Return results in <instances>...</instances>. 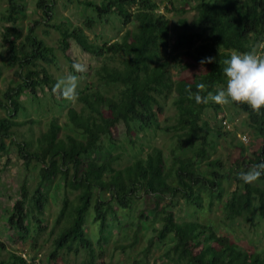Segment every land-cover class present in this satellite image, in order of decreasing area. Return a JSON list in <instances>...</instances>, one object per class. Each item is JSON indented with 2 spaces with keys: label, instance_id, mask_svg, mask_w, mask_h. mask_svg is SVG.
<instances>
[{
  "label": "trees",
  "instance_id": "16d2710c",
  "mask_svg": "<svg viewBox=\"0 0 264 264\" xmlns=\"http://www.w3.org/2000/svg\"><path fill=\"white\" fill-rule=\"evenodd\" d=\"M40 1V6L50 17L52 5ZM86 4L94 8L99 17L115 14L130 28L120 40L98 46L92 42L84 26L73 29L57 26L62 35V50L68 57L71 39H74L86 52L120 59L119 65L106 62L97 71L103 85L117 86L119 91L109 95L96 87L79 95L83 109L71 108L69 117L71 123L83 132V139L73 135L61 137L63 127L53 120L38 140L37 150L29 151L27 142L19 146L25 163L29 165L35 160L41 164V180L33 196L29 195L24 184L22 197L16 202L9 218L10 227L24 240L31 232L30 215L33 214L37 223L42 222L39 215L46 209L48 199L44 186L61 176L65 180V188L79 191V194L74 201L68 197L64 199L56 219L60 231L55 237L51 258L62 251L77 254L82 249L94 256V240L86 228L90 209H94L95 222L99 223L100 233L103 234L109 227L110 217H116L118 206L131 209L133 200L144 198L145 208L140 217L152 211L163 223L150 240L147 254L156 241L170 236L175 244L165 255L173 264H264V250L242 248L229 236L219 234L211 223L179 221L171 202H161L164 197L171 200L179 197L189 204L197 203L201 199L198 192L201 186L211 197L215 194L222 196L226 175L220 172L221 161H211L209 165L212 169L208 174H198L193 170L199 159L207 157L208 147L213 144L206 130L209 125L206 110L218 106L210 101L197 104L189 98V92L193 95L199 92L202 97L215 93L226 83L223 61L234 52L255 51L257 44L264 39V0H198L196 6L180 10L186 13L194 9L198 15L191 23L182 20L184 30L173 44L170 43V19L161 12L156 0H102L101 3ZM22 10L19 0H9L7 14L3 16L7 25L2 35L10 51V65L18 69L17 74L23 78V83L9 87L4 97L0 92V108L8 113L0 119V156L6 150L4 139L13 134L11 129L28 123L15 120L22 107L19 97L23 91L27 88L36 92L39 87L50 86L52 82L48 70L39 66L41 61L53 62L54 48L38 37L35 26L39 21L34 22L26 38L20 40L21 32L16 21ZM94 22V18L90 17L85 25L89 28ZM165 52L169 56L176 53L187 56L199 67V72L193 78L186 77L175 82L170 75V59L165 58ZM209 57L213 58L211 62L201 63ZM70 63L72 67L74 62L71 60ZM2 78L0 59V83ZM200 83L205 85L204 89H197ZM171 91L176 93V127L184 136L179 150H184L186 145L194 147L200 143L192 157L183 158L174 152L168 165L164 150L155 148L147 157L121 169L114 166L118 156L102 160L85 159L101 147L103 136L112 135L122 122L130 132L135 121L146 127L153 126L159 114L164 112L161 97ZM234 105L248 114L250 128L261 139L254 157L243 159L242 164L239 161V166L245 168L241 171H247L264 162V107L257 112L244 103ZM235 179L236 189L230 193L224 207L226 217L232 221L243 218L246 222H252L256 216L264 219V187L246 184L238 175ZM259 179L264 181V175ZM101 192H107L110 199L103 201L99 196ZM31 197L33 204L29 202ZM40 226L37 225V230H42ZM0 264L36 263L12 252L9 259L0 258Z\"/></svg>",
  "mask_w": 264,
  "mask_h": 264
},
{
  "label": "rangeland",
  "instance_id": "374dc122",
  "mask_svg": "<svg viewBox=\"0 0 264 264\" xmlns=\"http://www.w3.org/2000/svg\"><path fill=\"white\" fill-rule=\"evenodd\" d=\"M19 1L23 5V10L17 15L16 21V26L21 32L20 40H24L30 26L39 21V24L35 26L37 35L54 48L55 57L52 63L41 61L39 66V68H46L50 73L52 79L50 86H41L36 92L26 88L19 97L22 107L15 120L28 123L13 127L11 129L13 134L4 139L6 150L0 156V258L7 260L12 252H15L36 264H134L135 262L173 264L165 255L167 250L175 244L173 237L169 236L163 241H156L151 252L146 253L150 240L156 235L155 231L161 228L163 223L152 211H147L145 216L140 217V212L145 208L144 198L133 200L131 209L118 206L116 217H110L109 227L103 234L100 233L99 223L95 222L94 209H90L86 228L94 240V256L82 249L77 254L62 251L55 258H51L54 240L60 231V226L56 225V219L63 208L64 199L68 197L74 201L79 194V191L66 189L65 180L61 176L44 186L48 199L46 209L39 215L42 222L37 223L33 214L30 215L28 222L31 232L24 240H21L16 230L10 227L9 218L16 202L22 197L24 184L27 185L29 195L33 196L41 180V164L35 160L29 165L25 163L19 146L27 142L30 146L29 151L37 150L38 140L47 132L53 120H57L63 127L61 137L73 135L83 139V132L71 123L69 117L71 108L78 111L83 109L79 95L96 87L109 95L119 91L117 86L103 85L99 81L97 71L106 62L119 65L120 59L99 57L86 52L74 39H71V48L67 57L61 47L62 35L57 26L72 29L84 26L92 42L98 46L120 40L130 28L125 26L117 15L99 17L95 9L86 4L87 2L101 3L102 0H44L43 4L52 5L50 17L40 6L42 3L40 0ZM156 2L161 6V12L170 19V43L173 44L178 34L184 30L181 27L182 20L186 19L191 23L198 15V11L194 9L186 13H181L180 10L196 6L198 0H156ZM8 7L9 0H0V59L3 71L0 92L3 97L9 87L23 83V78L17 74L18 69L10 65V51L2 35L3 28L7 25L3 16L7 14ZM90 17L94 18L95 22L88 28L85 22ZM255 52L257 55L264 56V39L257 44ZM164 54L165 58L170 59V75L175 82L186 77L193 78L199 72V67L187 56L177 55V53L169 56L168 52ZM69 57L73 62L82 63L86 68L84 73H76L79 77L78 98L72 102L65 100L60 90L55 87L60 78L73 72ZM175 99L174 91L161 97L164 112L159 114L158 121L151 127L143 126L139 121H135L132 123L130 132L124 122L120 123L112 135L103 136L101 147L92 151L85 159L102 160L118 156L119 159L114 166L121 169L137 159L147 157L155 148L164 150L168 165L174 152L183 158L192 157L200 143L194 147L186 145L184 150H179L184 136H182L183 132L176 127L178 109ZM217 106L209 107L205 113L209 123L206 130L213 144L208 147L207 157L199 159L193 170L198 174H208L209 169H212L209 163L215 160L221 161L220 172L226 175L221 190L222 196L215 194V197H211L207 189L201 186L198 190L201 199L197 203L189 204L179 197L174 200L164 197L161 202L163 204L171 202L172 210L179 221L197 220L211 223L219 234L229 236L242 248L263 251L264 219L256 216L252 222H246L243 218L232 221L224 213L225 203L237 186L235 176L241 170H245L239 166V161H242V164L243 159L253 158L260 148L261 139L250 128L248 114L236 108L234 103L217 104ZM7 115V111L0 108V119ZM245 136L249 138V141L244 142ZM1 140L0 137V142ZM253 184L264 187V181L261 179L254 181ZM99 196L103 201L110 199L107 192H101ZM32 201L33 197L29 202L32 203ZM39 224L42 230H37ZM133 242L134 245H132Z\"/></svg>",
  "mask_w": 264,
  "mask_h": 264
},
{
  "label": "clouds",
  "instance_id": "9594fccd",
  "mask_svg": "<svg viewBox=\"0 0 264 264\" xmlns=\"http://www.w3.org/2000/svg\"><path fill=\"white\" fill-rule=\"evenodd\" d=\"M209 57L201 63L211 62ZM223 74L226 83L207 96H201L199 92L193 95L189 92V98L194 99L197 104L209 101L220 105L230 103L247 104L253 111H260L264 107V56L257 55L256 52L248 51L244 53L234 52L229 58L223 61ZM73 72L60 78L55 87L60 90L65 100L70 102L78 98L79 77L76 73H84L85 66L82 63L72 64ZM205 85L200 83L197 89H204ZM264 175V162H260L247 171L238 173L239 179L246 184L253 183Z\"/></svg>",
  "mask_w": 264,
  "mask_h": 264
},
{
  "label": "built area",
  "instance_id": "2783aa9c",
  "mask_svg": "<svg viewBox=\"0 0 264 264\" xmlns=\"http://www.w3.org/2000/svg\"><path fill=\"white\" fill-rule=\"evenodd\" d=\"M243 140H244V142H247V141H249V138L248 137H243Z\"/></svg>",
  "mask_w": 264,
  "mask_h": 264
}]
</instances>
